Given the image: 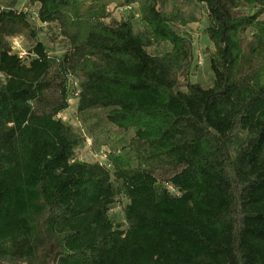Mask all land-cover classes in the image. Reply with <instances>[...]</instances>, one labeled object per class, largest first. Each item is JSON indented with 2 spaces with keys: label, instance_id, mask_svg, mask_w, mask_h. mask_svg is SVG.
I'll use <instances>...</instances> for the list:
<instances>
[{
  "label": "trees",
  "instance_id": "1",
  "mask_svg": "<svg viewBox=\"0 0 264 264\" xmlns=\"http://www.w3.org/2000/svg\"><path fill=\"white\" fill-rule=\"evenodd\" d=\"M191 1L206 9L212 80L180 90L192 46L172 23ZM28 3L69 48L51 56L27 10H0V264L39 250L46 264H264V0ZM110 3H137L143 26L104 21ZM17 34L29 56L12 52ZM69 77L77 113L104 109L115 142L132 131V155L76 158L81 135L56 117ZM118 196L124 224L109 216Z\"/></svg>",
  "mask_w": 264,
  "mask_h": 264
},
{
  "label": "rangeland",
  "instance_id": "2",
  "mask_svg": "<svg viewBox=\"0 0 264 264\" xmlns=\"http://www.w3.org/2000/svg\"><path fill=\"white\" fill-rule=\"evenodd\" d=\"M181 0H165L166 8L178 5L180 6ZM131 8H127L124 5H115L110 3L107 11L108 15L104 18V21H109L111 18L120 19L122 17H130L135 28H141L143 22L139 19V13L137 3H131ZM18 10H27L29 12V18L38 33V39L41 40L45 46L48 54L58 58L63 56L66 50L69 48L67 39L62 37L58 33V28L52 24H45L38 21L35 11L36 8L28 3V0H20L18 4L13 6ZM243 12H249L247 9H243ZM179 19L172 23V26L180 34L191 39L192 46V60L191 63L183 68L177 77V88L185 90L186 81L198 82L203 87L210 85L212 80V72L209 68L208 52L213 49L210 40L204 33V27L207 24L206 9L203 4L191 1L185 6L180 7ZM248 33V32H247ZM244 33L243 46L245 48L246 42L250 35ZM19 36L22 39V46L27 50L31 46V41L28 40L25 35ZM11 37H6L10 40ZM170 49L168 43L163 45H151L147 47L151 53L160 54L163 51ZM3 79V76H0ZM76 80V79H74ZM77 97L70 100V104L67 108L61 110L56 114L65 124L69 125L73 131L81 135V141L75 148L77 154L76 158L88 162L103 161L105 153L110 150H115L120 154L132 152L128 150V146L125 144L129 137L132 135V131H129L125 137L124 142H115L119 136V132L115 130L114 126L104 119V109H92L87 110L84 114H79L76 111ZM105 152V153H104ZM131 164H135L132 161ZM126 201L124 197L118 196L114 206H112L109 216L115 222H121L124 224V217L122 212V205ZM124 226V225H123ZM44 251L39 250L37 252V259L32 264H46L42 261ZM44 259V258H43ZM17 264H27L25 262H17ZM47 264H51L50 262Z\"/></svg>",
  "mask_w": 264,
  "mask_h": 264
},
{
  "label": "built area",
  "instance_id": "3",
  "mask_svg": "<svg viewBox=\"0 0 264 264\" xmlns=\"http://www.w3.org/2000/svg\"><path fill=\"white\" fill-rule=\"evenodd\" d=\"M126 7L129 9L131 8L130 5ZM4 8L6 7L0 2V10ZM9 41H10V47H11L12 52L16 53L21 58H24L28 55L27 50L22 46V39L19 36H11ZM30 55L32 56L33 54L30 53ZM68 84L70 85V88H71L70 97L68 99V103L70 104V100L72 98L74 97L78 98L80 88H79L77 80H74L73 77H69ZM104 157H106V153Z\"/></svg>",
  "mask_w": 264,
  "mask_h": 264
},
{
  "label": "crops",
  "instance_id": "4",
  "mask_svg": "<svg viewBox=\"0 0 264 264\" xmlns=\"http://www.w3.org/2000/svg\"><path fill=\"white\" fill-rule=\"evenodd\" d=\"M0 2L4 6H15L16 4L20 2V0H0Z\"/></svg>",
  "mask_w": 264,
  "mask_h": 264
}]
</instances>
